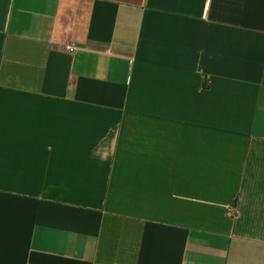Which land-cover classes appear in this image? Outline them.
<instances>
[{
  "label": "crops",
  "instance_id": "obj_1",
  "mask_svg": "<svg viewBox=\"0 0 264 264\" xmlns=\"http://www.w3.org/2000/svg\"><path fill=\"white\" fill-rule=\"evenodd\" d=\"M0 264H264V0H0Z\"/></svg>",
  "mask_w": 264,
  "mask_h": 264
},
{
  "label": "built area",
  "instance_id": "obj_2",
  "mask_svg": "<svg viewBox=\"0 0 264 264\" xmlns=\"http://www.w3.org/2000/svg\"><path fill=\"white\" fill-rule=\"evenodd\" d=\"M65 50L68 51V52H70V53H74V52L77 51V48H75L72 45H66Z\"/></svg>",
  "mask_w": 264,
  "mask_h": 264
}]
</instances>
